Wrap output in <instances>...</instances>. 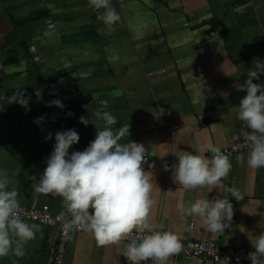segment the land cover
<instances>
[{
  "label": "crops",
  "instance_id": "crops-1",
  "mask_svg": "<svg viewBox=\"0 0 264 264\" xmlns=\"http://www.w3.org/2000/svg\"><path fill=\"white\" fill-rule=\"evenodd\" d=\"M111 4L121 16L114 31L97 19L100 12L89 0H0L3 91L10 97L23 89L30 97V111L6 98L1 103L0 169L12 179L10 187L27 208L47 204L52 213L66 212L62 198L35 192L32 178L38 182L43 174L58 131L78 132L70 154L88 147L96 129L79 118L90 119L97 104L106 101L105 110L118 120L114 130L130 126L129 137L120 142L142 143L148 162L155 165H143L153 174V229L181 240L204 238L221 248L254 249L255 237L264 232V168L248 165L250 151L229 157L231 171L214 189H183L173 182L172 170H164L163 161L181 151L212 155L202 149H221L239 134L250 133L238 118L246 92L234 85L247 79L254 58L264 62V0ZM253 83L264 84V75ZM197 88L206 90L204 103L193 102ZM35 91L49 92L50 99L36 97ZM53 99L64 107H49ZM41 116L45 119L38 125ZM232 189L243 199L232 198ZM214 198H228L233 205L231 227L223 233H210L200 217L182 215L177 208L178 203ZM27 223L40 226L36 239L25 246L24 256L9 255L0 264H51L57 229ZM70 235L61 264H132L123 256L126 242L100 246L93 236ZM167 264L214 263L181 258Z\"/></svg>",
  "mask_w": 264,
  "mask_h": 264
},
{
  "label": "clouds",
  "instance_id": "clouds-1",
  "mask_svg": "<svg viewBox=\"0 0 264 264\" xmlns=\"http://www.w3.org/2000/svg\"><path fill=\"white\" fill-rule=\"evenodd\" d=\"M89 6L100 12L97 19L109 31L115 30L121 16L111 0H89ZM261 75H264V62L254 58L253 68L247 70V79L243 84L234 85L237 91L246 92L239 103L238 118L250 129L245 142L250 148L247 163L252 169L264 168V84L253 83ZM205 91L197 88L193 102L204 103ZM4 98L9 104L18 103L30 111V97L25 96L23 89ZM48 106L64 107L59 99H53ZM106 108L107 102L100 101L90 119L79 118V123L85 127L91 123L96 129V138L83 151L69 153L80 139L75 129L55 134L47 166L38 182L32 178V187L37 193L62 198L66 212L57 219L68 239L72 232L80 230L92 235L100 246L128 241L123 256L132 264L149 260L154 264H167L171 256L180 253L182 244L176 234L155 231L150 222L156 200L152 198L153 174L143 167L147 162V150L142 143L120 142L126 135L129 137L130 126L122 125L114 130L118 120ZM68 115L73 114L69 112ZM44 119L41 116L35 123L39 125ZM47 139H52L51 133ZM203 150L211 152V158L181 151L176 156L178 163L171 168L164 165L165 171L172 170L174 183L185 190L214 189L227 178L232 168L229 156L212 145ZM12 183L7 171L0 169V258L24 256L25 246L41 231L38 224H29L23 219L18 192L10 187ZM231 196L237 201L243 199L235 189L231 190ZM177 208L182 215L200 217L203 226L213 234L229 229L234 215L228 198L201 199L188 206L178 203ZM145 232L151 234L145 235ZM252 246L254 251L248 254L251 264H264V232L255 237ZM224 261L230 264L228 258Z\"/></svg>",
  "mask_w": 264,
  "mask_h": 264
},
{
  "label": "built area",
  "instance_id": "built-area-1",
  "mask_svg": "<svg viewBox=\"0 0 264 264\" xmlns=\"http://www.w3.org/2000/svg\"><path fill=\"white\" fill-rule=\"evenodd\" d=\"M50 22V21H49ZM4 63L3 60H0V110H1V103L5 99V93L3 91V80H4ZM34 94L36 97H44L47 99L50 94L49 92H45L42 94L40 91H35ZM50 99V98H48ZM249 134V133H248ZM247 133L239 134L235 139L232 141L231 144L221 148L220 150L229 157H234L242 152L250 151V148L245 142V136ZM207 158H211V155L205 156ZM145 159L147 160L146 156ZM164 164L171 166L173 164L178 163L176 157H172L170 159H165ZM144 165H150L147 162ZM23 209L24 216L23 219L25 222L33 221L41 223L50 228L57 229L56 235V242L55 247L52 254L51 264H61L63 256L65 254V247L68 242V238L64 235V231L62 229V223L57 218L60 216L59 213H52L50 210L49 205L43 204L39 207L27 208L21 205ZM75 232L83 233L86 235H90L84 231L76 230ZM169 232V231H164ZM145 235L151 234L148 232L144 233ZM92 236V235H90ZM128 243V241H122ZM182 250L178 255H173L169 259L171 261H178L179 259L185 260H195L197 262H203L205 258H209L213 261L214 264H227L224 261L225 258H228L230 264H251V261L248 259V254L253 252L254 249L251 248H221L215 245L210 240L199 238V237H192L187 240H181ZM143 264H154L151 260L147 262H143Z\"/></svg>",
  "mask_w": 264,
  "mask_h": 264
},
{
  "label": "bare ground",
  "instance_id": "bare-ground-1",
  "mask_svg": "<svg viewBox=\"0 0 264 264\" xmlns=\"http://www.w3.org/2000/svg\"><path fill=\"white\" fill-rule=\"evenodd\" d=\"M212 263V262H211Z\"/></svg>",
  "mask_w": 264,
  "mask_h": 264
}]
</instances>
